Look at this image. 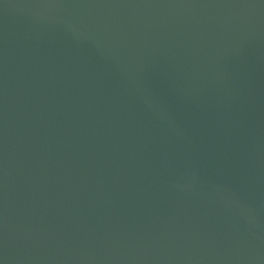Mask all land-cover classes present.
<instances>
[{
    "label": "water",
    "instance_id": "obj_1",
    "mask_svg": "<svg viewBox=\"0 0 264 264\" xmlns=\"http://www.w3.org/2000/svg\"><path fill=\"white\" fill-rule=\"evenodd\" d=\"M0 264H264V0H0Z\"/></svg>",
    "mask_w": 264,
    "mask_h": 264
}]
</instances>
